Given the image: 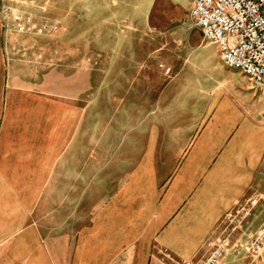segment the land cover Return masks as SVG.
Returning a JSON list of instances; mask_svg holds the SVG:
<instances>
[{"label": "crops", "instance_id": "crops-1", "mask_svg": "<svg viewBox=\"0 0 264 264\" xmlns=\"http://www.w3.org/2000/svg\"><path fill=\"white\" fill-rule=\"evenodd\" d=\"M1 30L30 29L6 30L0 17V264H164L163 250L196 261L224 215L263 192L264 126L247 131L228 97L141 107L137 87L121 85L113 129H102L110 153L91 156L88 59L69 75L50 67L27 76ZM236 70L228 73L241 82ZM112 75L125 79L114 67L101 88ZM95 158L99 173L112 158L113 172L125 175L91 200Z\"/></svg>", "mask_w": 264, "mask_h": 264}, {"label": "rangeland", "instance_id": "rangeland-1", "mask_svg": "<svg viewBox=\"0 0 264 264\" xmlns=\"http://www.w3.org/2000/svg\"><path fill=\"white\" fill-rule=\"evenodd\" d=\"M2 5L19 9L34 24V28L22 34H7L1 30L2 37L9 40L6 54L25 65L22 70L27 76L39 73L35 69L43 72L50 67L69 75L80 69L82 56L88 59L91 156L101 150L110 153L109 145L112 144L104 145L102 129L105 125L106 129H113L110 120L119 113L113 104L115 93L119 86L130 85V82L137 87L132 101L141 107L145 104L151 107L157 102L163 105L177 102L187 107V103L193 102L191 100L204 104L210 99L219 101L228 97L240 105L241 120L247 131L252 129L253 123L264 126V88L254 87L241 71V82L232 78L228 71L236 69L222 63L218 46L206 40L194 26L188 13L190 0H31L28 3L0 0V13ZM114 67L124 71L125 79L112 75L101 88L104 71H112ZM124 108L122 117L126 119L124 114L128 111ZM124 137L122 135V139ZM138 144L141 151L145 144ZM108 159L110 164L104 173L98 172V159L91 163V200L99 197L98 186H112L120 175L124 178L125 174L113 172V159ZM227 160L231 163L233 155L229 154ZM113 192L105 190L108 197ZM253 194L258 199L254 206H249L247 199L228 211L236 215L229 227L240 220L233 242L245 240L260 223L264 213V189L261 194L260 191ZM75 197H81V191H75ZM96 208L95 205L89 208L91 220ZM224 217L219 229L228 224ZM163 252L168 254L163 259L159 257L164 264H181L182 259L166 250ZM217 264H264V247L258 256L232 250Z\"/></svg>", "mask_w": 264, "mask_h": 264}, {"label": "built area", "instance_id": "built-area-1", "mask_svg": "<svg viewBox=\"0 0 264 264\" xmlns=\"http://www.w3.org/2000/svg\"><path fill=\"white\" fill-rule=\"evenodd\" d=\"M30 1L22 0L23 3ZM188 13L202 36L218 46L225 66L241 71L254 87L264 88V0H190ZM1 22L6 30L13 27L18 32H26L34 28L29 16L4 5ZM257 200L256 197L248 199L249 206H254ZM235 217L231 212L225 214L228 224L206 240L204 257L183 260L181 264H217L232 250L258 256L264 247V214L255 231L240 242L232 241L240 220L229 227Z\"/></svg>", "mask_w": 264, "mask_h": 264}]
</instances>
